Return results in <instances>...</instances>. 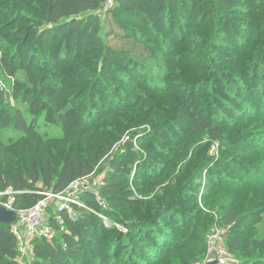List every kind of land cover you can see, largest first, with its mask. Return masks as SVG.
<instances>
[{"label":"trees","instance_id":"16d2710c","mask_svg":"<svg viewBox=\"0 0 264 264\" xmlns=\"http://www.w3.org/2000/svg\"><path fill=\"white\" fill-rule=\"evenodd\" d=\"M106 2H1L0 76L8 67L13 77L19 69L24 77L16 76L11 94L0 88V191L16 192V211L30 208L42 197L35 191L61 192L73 180L91 175L114 142L147 122L162 131L184 120L191 126L188 144L197 138L208 142L184 163L175 187L145 198L125 197L119 182L127 179L128 162L135 156L118 153L99 189L107 191L112 202L132 206L103 210L92 193H84L87 205L115 222L108 227L104 218L82 208L75 220L65 215L67 232L58 229L51 241L37 238L32 264H195L207 253L215 224L226 229L225 244L241 264H264V220L256 225L263 216L259 205L226 203L223 194L217 216L203 213L198 203L190 205L205 169L207 197L216 187L243 192L264 177V163L242 165L239 169L250 171H237L235 179L221 167L210 177L212 160L205 151L213 141H224L233 124L238 126L240 121L231 116L264 120V0H116L101 20ZM6 4L13 9L2 12ZM237 16L248 20L233 19ZM29 43L36 45L32 53L25 50ZM220 48L235 55L228 57ZM151 60L155 63L147 64ZM152 65L167 72L156 75ZM141 72L164 85L147 83L137 77ZM134 75L138 85L129 80ZM123 89L133 103L121 99ZM199 89L205 96L198 97ZM241 90L248 98L235 93ZM144 91L152 94L139 100ZM212 93L213 101L205 102ZM117 98L121 103L115 106ZM15 101L27 111L14 107ZM145 105L153 108L149 115L142 113ZM102 109L109 113L99 118ZM30 115H45L61 134L45 138L34 125L38 118ZM93 116H98L94 122ZM107 118L112 120L103 122ZM149 138L143 141L150 144ZM163 143L161 139L159 145ZM159 145L157 153L170 157ZM157 168L139 170L153 183L163 176ZM165 168L161 165L160 170ZM38 182L45 189L37 187ZM181 204H189L190 212L178 209ZM178 230L189 234L186 244H177ZM18 245L11 224H0V264H20Z\"/></svg>","mask_w":264,"mask_h":264},{"label":"rangeland","instance_id":"374dc122","mask_svg":"<svg viewBox=\"0 0 264 264\" xmlns=\"http://www.w3.org/2000/svg\"><path fill=\"white\" fill-rule=\"evenodd\" d=\"M5 1L7 3H11L13 0H0V4L1 2H5ZM5 9L12 10L13 8L11 5L6 4L2 8L1 11L3 12L5 11ZM199 14H200V11H197L195 13L196 17H198ZM103 16H104L103 14L100 15L101 20L104 19ZM233 19H238L239 21L248 20V18L246 17H238V16L234 17ZM191 31H194V30L192 29ZM238 35L242 36L244 34L242 32H238ZM243 37L250 39V37L247 35ZM228 43H231V41H228V42L225 41V44H228ZM35 46L36 45H34V43H29L27 46H25L26 52L32 53ZM237 47H239V45H237ZM237 49H240V48H235V50ZM218 51L220 53L226 54L228 57H233L235 55V52L233 50H229L228 48H225V49L220 48ZM44 55H47V54H44ZM149 63H155V60H151L147 64ZM152 66H153L152 67L153 73H155L156 75L167 72V70L157 69L155 65H152ZM84 67L86 68V66ZM141 73L142 75H138L137 77H142L145 81H147V83H152L151 81L148 80V77L145 72H141ZM16 76L24 77L23 71L19 69L15 77H13L12 75H10L9 68L6 67L3 74L0 76L1 90L11 94L13 92L12 89L15 87L14 80ZM137 77H135L134 75L129 80L138 85L137 79L139 78ZM260 81L261 79L259 77L258 82ZM154 83H159L161 85H164L165 82L164 81L162 82L160 80H155L152 84ZM120 85L122 86V84ZM256 87H259V86H256ZM111 90H114L115 92L118 90L114 83L111 86ZM199 92L200 94L198 97L205 96L204 91L202 92L201 89H199L197 93ZM121 93H122L121 99L125 97L126 102L131 101V97H129V94L127 93L125 89H123ZM235 93H237L240 98H248L247 97L248 94L243 92L242 90L239 92L237 91ZM144 94L150 95L152 93L149 94V92L144 91V93L140 95L139 100L143 98L142 96ZM213 95L214 94L212 93L209 96H207L205 102L209 100L213 101V98H212ZM247 101L250 102V100H247ZM120 103H121V100L117 98L115 101V106H118ZM131 103L133 102L131 101L129 104ZM12 104L14 107L20 106L22 111H27V106L24 104L17 103V101L12 102ZM168 104H170V102ZM144 107L145 108H143L142 110V113L144 111V115L146 114L149 115L151 111L153 110L151 106H148L150 108H147V105H145ZM106 113H109V112H106L105 109H102V113L100 114L99 118L103 117ZM44 116L45 115H42V116L30 115L29 117L30 119L31 117L38 118L37 121L35 120L34 125L37 126V128L39 129L41 133L45 134V138L52 137L55 135H60L61 131L58 128V126L56 125L54 126L51 123H47ZM160 117L165 119L166 115L161 114ZM97 118L98 116L97 117L93 116L90 121L94 122ZM231 118L233 120L238 119L240 121L238 126H236V124H233L231 126L230 131L226 133V136H225L226 138L224 141H222V139L213 141L211 144V147L209 149L208 148L205 149L208 155L211 156V160H212L211 163L209 164L210 165L209 167L211 170L210 177L214 176L215 174H218L217 168L221 167V170H224L226 174L232 176L235 179L237 178V171L240 174L250 171V169L248 171L246 169H239V168H242V165H247L248 167V166H253V164H259V166H261L264 163V120H259V118L254 117V116L247 117V118H243L242 116H239L238 118L235 116H231ZM111 120H112L111 118H107L103 122H109ZM98 125L99 124H96V127ZM102 126L104 127V124ZM190 127L191 126L189 123L185 122L184 120H181V121L173 122L172 126H169V128L167 129H165L166 128L165 126L164 127L165 130H162V131H158L155 128H153L152 124H150L149 122H147L146 124L144 123L141 126H138L137 128L128 130L126 133L123 134V136L121 137L119 141L114 142L107 156H105L95 168L96 179L98 180V182H102V180H104V178L110 173L111 160L114 157H116L118 153H123L126 155L135 156V158H132L134 160H130L128 162L130 163L129 165L130 172L129 171L126 172L127 179L120 180L121 182H119L121 184V188H122V191L124 192L125 197H128L127 199H136L137 197L145 198L146 196L152 197L155 193L160 192V190H162L163 188H167L170 186L175 187L178 184L177 177L179 176L184 163L192 159L194 156H196L197 148L199 146L205 145L204 144L205 141L208 142L207 138L204 140H199V138H197V139H193L189 141L190 143L188 144L187 138H188V134H189L188 131ZM149 137H151V139ZM147 138H149L150 140H153V142H151L150 144H148L147 141L144 142L143 139H147ZM161 139L164 142L163 145H159ZM158 145L160 149L167 150V153H170L171 156L170 157L168 155L162 156L160 153L158 154L157 153L158 151L155 150L158 147ZM205 151L201 150L202 153H205ZM138 155L142 156V158L136 159ZM221 160L226 162L225 166L218 164V162ZM161 165H165L166 167L165 170H160ZM142 166H144V169L146 168V166H148V171L149 170L153 171L154 168L159 167L158 173H163L161 174L163 175L160 180L161 182L159 180H155V182L152 183L151 180H147L148 176H146V174L143 175V172H142L143 170L141 172L139 170L140 167ZM137 170L139 171L138 173H137ZM121 171H126V169L122 168ZM214 171H216V173H214ZM207 181H208V174L206 175V169H205L200 175L198 182H197L200 185V188L194 192V195L192 196L190 200L191 201L190 205L198 203V206L199 208L202 209L203 213L213 214L217 216L218 215L217 208L221 207V204L218 205V203H220L221 201L220 196L222 197V194H223V201H226V203L227 201L228 203H230L232 202V200L233 201L238 200V204L250 202L255 205H259L258 209H260L262 213V214L260 213V215H263V216L259 221L256 222V225L258 226L263 222L264 220V177L261 178L258 182H255L254 184H252L251 186H248V188L244 190L243 192L241 190L234 191L229 188H225L222 190V187H216L214 190H212L214 192L213 193L211 192L212 194H210L209 197L204 195L205 193L204 186L207 183ZM37 187L45 189L43 186V183L41 182H38ZM99 188H98V191H99L98 194L100 198L108 204V206L113 207L117 210L120 209L121 207H127L126 205H129L130 207L132 206V204L118 205L112 202L108 196L109 193L107 191L103 193L100 191ZM142 189H144L143 190L144 192L141 191ZM222 191H225V192H222ZM214 202L216 203V206H214ZM207 203H211V205L207 206L206 205ZM54 208L57 209L56 207ZM82 209H84L83 211L91 212L88 209H85V208H82ZM178 209L183 210L185 213L190 212L189 204L188 205L181 204L180 206H178ZM105 217H106V221L108 222V223L105 222V225L109 227V225L114 221V219H110L106 215ZM174 220L176 219L174 218ZM116 223L121 225L118 222ZM252 225H253V222H250L249 227H252ZM120 227H123V226H120ZM223 228L224 226L220 224L213 225V227H211L208 238L214 233V231H217L219 233L221 231L222 233ZM124 230H125V227H124ZM183 233H187V232L184 231ZM183 233L181 230H178L177 234L179 237L177 240V244H186V242L188 241L187 236L189 234L180 235ZM38 238H41V237H38ZM35 240L33 244L35 243ZM226 248H227V245H226ZM91 254H92V257H97V254L95 251H92ZM23 257L25 258H22L24 259V261H22V264H32V260L28 259L26 256H23ZM120 258H122V256ZM202 260L203 259H201L199 262H201ZM199 262L197 261L195 264H198Z\"/></svg>","mask_w":264,"mask_h":264},{"label":"built area","instance_id":"2783aa9c","mask_svg":"<svg viewBox=\"0 0 264 264\" xmlns=\"http://www.w3.org/2000/svg\"><path fill=\"white\" fill-rule=\"evenodd\" d=\"M116 0H107L105 6L100 11L101 14H106L113 8ZM101 182L96 179L95 172L89 176L80 177L73 180L67 188L61 192H53L47 190H38L36 193L42 197L30 208L16 211L13 207L14 192L12 189L0 191V205L8 209L18 212L19 218L11 224V229L18 240L19 248V263L22 264L26 256L30 260L35 258L34 240L38 237H45L51 241L57 230L66 231L67 215L72 220L77 218V210L81 208L88 209L96 213L106 220L102 212L86 204L82 199L84 193H92L99 207L103 210L108 209V204L102 200L98 194V188ZM5 197H8L6 200ZM56 207L57 209H55ZM53 211V215L51 214ZM54 218L55 225L51 218ZM57 225V227H56ZM225 228L220 231H214L208 240V250L201 262L198 264H208L217 261L218 264H240L226 248L224 234Z\"/></svg>","mask_w":264,"mask_h":264},{"label":"water","instance_id":"95a60500","mask_svg":"<svg viewBox=\"0 0 264 264\" xmlns=\"http://www.w3.org/2000/svg\"><path fill=\"white\" fill-rule=\"evenodd\" d=\"M19 218L18 212L0 205V224H12ZM208 264H218L217 261Z\"/></svg>","mask_w":264,"mask_h":264}]
</instances>
